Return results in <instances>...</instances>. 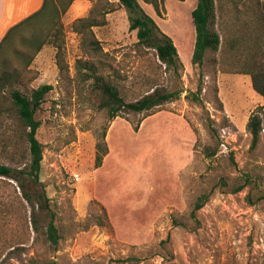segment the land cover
<instances>
[{
	"label": "rangeland",
	"instance_id": "rangeland-1",
	"mask_svg": "<svg viewBox=\"0 0 264 264\" xmlns=\"http://www.w3.org/2000/svg\"><path fill=\"white\" fill-rule=\"evenodd\" d=\"M74 1L57 22L22 28L0 55V73L17 78L1 90L0 108L15 91L53 87L36 119L44 146L40 181L61 235L56 248L46 239L51 218L39 206L42 189L20 173V163L30 161L27 144L17 119L0 111V165L19 178L0 177V264H264V131L252 151L247 126L264 99L241 74L250 44L264 32V0H216L222 44L202 66L192 63L197 0H165L161 14L138 0L173 40L179 72L139 43L130 28L135 15L119 0H89L80 10ZM68 3L53 0L60 10ZM89 17L92 29L76 22ZM32 35L46 43L35 57L24 43ZM161 40L156 32L152 44ZM96 76L116 84L127 102L155 91L180 97L144 120L123 113L111 121L98 108ZM191 93L201 103L188 99ZM102 142L109 153L95 168Z\"/></svg>",
	"mask_w": 264,
	"mask_h": 264
},
{
	"label": "trees",
	"instance_id": "trees-1",
	"mask_svg": "<svg viewBox=\"0 0 264 264\" xmlns=\"http://www.w3.org/2000/svg\"><path fill=\"white\" fill-rule=\"evenodd\" d=\"M74 0H69L68 5L64 6L62 10L55 7L53 0H45L43 8L36 14L25 19L19 25L13 27L6 37L4 38L0 46V55L8 44H13L16 36L22 28L31 26L34 22H57L56 18L67 11L69 5ZM145 4L151 5L155 8L158 14H161V8L165 0H142ZM183 1V0H179ZM121 6L129 10L135 16L131 18V31H138L137 37L140 44L148 45L156 51V56L159 60L166 65L167 68H172L176 72H179L181 63L178 55L177 48L173 40L166 34H164L157 26L155 21L143 11L138 0H119ZM109 13V12H108ZM192 18L196 29V42L195 49L192 57V63L195 66H202L205 55L208 51L218 52L220 50L222 39L220 34L215 29L216 25V0H197V6L192 12ZM263 30H264V16H263ZM77 23L84 22L85 26L90 29L97 26L96 21L91 17L87 19H81L76 21ZM158 32L162 35V40L158 44H152L154 35ZM261 38L256 42V45L249 47L250 54L247 60L242 64L241 74L250 76L251 83L254 91L264 99V32L261 34ZM56 36V34H55ZM36 35H32L30 39H25L24 43L30 50V55L35 57L38 55L44 47L45 38ZM234 40L233 46H237L239 40ZM249 42V41H248ZM17 83L15 75L2 72L0 73V92L7 86ZM94 93L98 98V108L106 111L109 119L112 121L118 117H121L123 113L142 115L144 118L152 116L155 111L162 107L167 102H173L179 99L173 94L160 95L159 91H155L153 94H149L140 100L135 102H127L121 94L120 89L110 79L103 76H96L93 85ZM53 90L52 86H41L32 91L30 95L23 94L19 91H15L11 94L10 105L4 106L2 104L0 111H6V113L13 115L19 123V131H21V139L27 144L29 150L30 161L27 163H20V166H25V170L20 173L29 178L30 184L35 188L40 187L42 192H37V199L39 200V206L48 210L50 215V222L45 232L47 241L54 246L58 247L61 235L56 225V213L49 208V199L44 190V186L40 181L41 167L43 161L44 146L38 140V131L41 127V122L36 119V114L40 110L45 97ZM201 93V89L198 90V94ZM193 96L194 101L201 103L195 93L187 95V98ZM136 125L135 129L138 130L140 123ZM248 130L251 134V150L255 151L261 141V134L264 131V106L258 108L257 112L252 114L248 122ZM106 138V133H104ZM1 145V143H0ZM10 144L6 141L3 142V149L7 154ZM17 147V146H14ZM109 150L105 142L97 145V156L95 161V168L102 166L105 157L108 155ZM12 160H16V153L10 152ZM22 159H25L26 155H21ZM0 177L19 181V178L15 175L14 169L6 165H0ZM246 182H250L248 179ZM249 184V183H248ZM23 188L24 199L34 208L36 202H34L32 196L26 190V184L20 183ZM246 186L241 185L235 192L242 191ZM203 198L197 203L196 210L202 208L204 201ZM106 213V212H105ZM123 263L140 264L138 258H128L121 261Z\"/></svg>",
	"mask_w": 264,
	"mask_h": 264
},
{
	"label": "crops",
	"instance_id": "crops-1",
	"mask_svg": "<svg viewBox=\"0 0 264 264\" xmlns=\"http://www.w3.org/2000/svg\"><path fill=\"white\" fill-rule=\"evenodd\" d=\"M44 3L45 0H0V46L13 27L39 12ZM74 3H79L77 10H80L89 5V0H75Z\"/></svg>",
	"mask_w": 264,
	"mask_h": 264
}]
</instances>
